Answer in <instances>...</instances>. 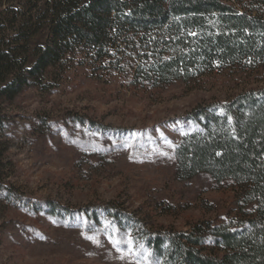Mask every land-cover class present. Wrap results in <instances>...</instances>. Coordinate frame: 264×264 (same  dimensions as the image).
Segmentation results:
<instances>
[{
	"label": "trees",
	"instance_id": "16d2710c",
	"mask_svg": "<svg viewBox=\"0 0 264 264\" xmlns=\"http://www.w3.org/2000/svg\"><path fill=\"white\" fill-rule=\"evenodd\" d=\"M78 68L143 92L229 79L225 98L189 113L200 127L177 145L175 175L232 179L234 215L139 228L162 264H264V0H0V124L5 101L28 86L49 93ZM2 154L0 188L13 190Z\"/></svg>",
	"mask_w": 264,
	"mask_h": 264
},
{
	"label": "rangeland",
	"instance_id": "374dc122",
	"mask_svg": "<svg viewBox=\"0 0 264 264\" xmlns=\"http://www.w3.org/2000/svg\"><path fill=\"white\" fill-rule=\"evenodd\" d=\"M228 80L179 79L143 92L78 68L49 93L28 86L5 101L0 146L13 190L0 188V264H162L141 223L180 230L234 215L232 179L175 175L177 145L200 127L189 113L225 98ZM108 203L125 214L113 216Z\"/></svg>",
	"mask_w": 264,
	"mask_h": 264
},
{
	"label": "snow or ice",
	"instance_id": "6c2138e0",
	"mask_svg": "<svg viewBox=\"0 0 264 264\" xmlns=\"http://www.w3.org/2000/svg\"><path fill=\"white\" fill-rule=\"evenodd\" d=\"M89 240H92L93 243H99V241H97L94 237L92 236H88L86 237ZM121 243V241L113 239L112 240V244L114 247L117 248V251H121V249L118 247V245ZM129 252H131V242H129ZM122 259L124 258L123 256L121 257Z\"/></svg>",
	"mask_w": 264,
	"mask_h": 264
}]
</instances>
